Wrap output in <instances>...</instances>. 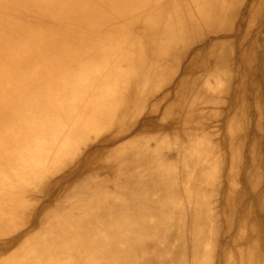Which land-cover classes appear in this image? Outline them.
I'll list each match as a JSON object with an SVG mask.
<instances>
[{
	"label": "bare ground",
	"instance_id": "obj_1",
	"mask_svg": "<svg viewBox=\"0 0 264 264\" xmlns=\"http://www.w3.org/2000/svg\"><path fill=\"white\" fill-rule=\"evenodd\" d=\"M0 264H264V0H0Z\"/></svg>",
	"mask_w": 264,
	"mask_h": 264
}]
</instances>
